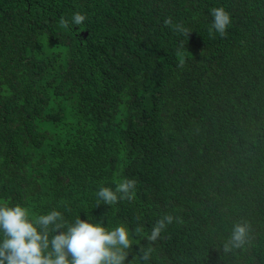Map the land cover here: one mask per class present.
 Returning <instances> with one entry per match:
<instances>
[{
	"label": "trees",
	"instance_id": "16d2710c",
	"mask_svg": "<svg viewBox=\"0 0 264 264\" xmlns=\"http://www.w3.org/2000/svg\"><path fill=\"white\" fill-rule=\"evenodd\" d=\"M125 178L133 200H99ZM17 205L124 225L125 264L166 214L148 264H264V0H0V206ZM241 221L249 243L223 253Z\"/></svg>",
	"mask_w": 264,
	"mask_h": 264
},
{
	"label": "clouds",
	"instance_id": "9594fccd",
	"mask_svg": "<svg viewBox=\"0 0 264 264\" xmlns=\"http://www.w3.org/2000/svg\"><path fill=\"white\" fill-rule=\"evenodd\" d=\"M210 15L213 18L210 34L214 29L221 37H225L231 24L230 14L221 7L211 9ZM85 20V15L76 13L71 21L61 18L60 24L67 29L70 25L80 26ZM164 23L174 31L189 35L183 25H173L170 17ZM136 186L135 179L125 178L117 184L115 191L101 187L96 195L104 204L115 205L121 200H133ZM30 215L29 209L19 205L0 206V233L3 236L0 242V264H125L134 244L132 231L124 225L109 229L103 227L102 222H87L80 217L68 222L61 212L55 210L34 219ZM174 219L177 218L166 214L156 222L147 237L148 247L140 249V255L133 264H141V261L148 264L153 251L151 244L161 238V233ZM143 231L140 225L134 233L138 235ZM251 231L250 223H236L223 244V253L243 248L250 241Z\"/></svg>",
	"mask_w": 264,
	"mask_h": 264
}]
</instances>
